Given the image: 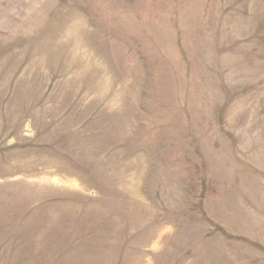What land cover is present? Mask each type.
I'll use <instances>...</instances> for the list:
<instances>
[{"label": "rangeland", "instance_id": "rangeland-1", "mask_svg": "<svg viewBox=\"0 0 264 264\" xmlns=\"http://www.w3.org/2000/svg\"><path fill=\"white\" fill-rule=\"evenodd\" d=\"M0 264H264V0H0Z\"/></svg>", "mask_w": 264, "mask_h": 264}]
</instances>
